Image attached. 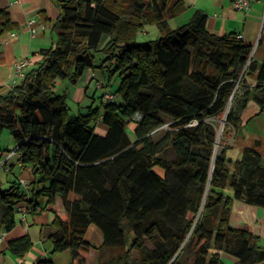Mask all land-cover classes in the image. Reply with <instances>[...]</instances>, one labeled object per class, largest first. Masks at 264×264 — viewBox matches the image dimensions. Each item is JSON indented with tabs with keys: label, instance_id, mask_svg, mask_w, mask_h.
Segmentation results:
<instances>
[{
	"label": "trees",
	"instance_id": "1",
	"mask_svg": "<svg viewBox=\"0 0 264 264\" xmlns=\"http://www.w3.org/2000/svg\"><path fill=\"white\" fill-rule=\"evenodd\" d=\"M52 1L60 13L51 46L18 84L0 93V140L7 130L33 174L27 191L17 181L0 189L7 249L23 258L33 247L15 206L35 211L61 199L67 217L52 209L54 230L47 239L53 253H71V264H87L85 253L96 248L85 239L92 224L109 252L99 264H222V250L238 258L235 264L263 260L257 236L229 225L235 199L264 207L259 151L245 149L234 171L227 157L240 92L244 102L264 107V62L250 59L253 46L236 33L209 31L201 9L172 28L168 19L187 9L185 0ZM148 23H156L161 36L137 41ZM15 27L0 9V36ZM97 52L105 56L100 67L109 62L108 82L119 78L117 98L72 118L57 81L78 84L97 67ZM248 75L255 76L252 87L245 84ZM222 118L225 141L214 157V120ZM97 121L108 127L105 135L96 132ZM129 121L135 122V141L126 131ZM168 150L172 161L163 156Z\"/></svg>",
	"mask_w": 264,
	"mask_h": 264
},
{
	"label": "crops",
	"instance_id": "2",
	"mask_svg": "<svg viewBox=\"0 0 264 264\" xmlns=\"http://www.w3.org/2000/svg\"><path fill=\"white\" fill-rule=\"evenodd\" d=\"M186 2L188 4L186 13H189L187 14L189 19L194 9L205 11L208 16L206 26L209 31L219 35L241 34L242 39L253 46L252 59L258 65L264 62V0H249L250 5L247 10H237L233 4L234 0H186ZM0 9H7L12 20L16 23L15 28L0 36V93H5L12 87V81L15 77V62L28 57L30 65L27 71H29L36 67L41 60V51L51 46L53 42L51 28L60 12L52 0H0ZM32 17L44 21L47 24V29L34 36L31 35L26 22ZM10 33H15V37H11ZM102 74L104 75L103 71ZM95 78L97 84L100 83L103 87L97 70L88 69L82 79L83 81L77 84L70 96L68 95L73 102L77 103L79 107L85 108L86 111L90 107L102 109L104 102H106L103 99V94L108 91L106 88H104L97 105L94 101L96 95L93 94L91 97L88 95L89 84ZM116 83L118 87L120 83L118 77ZM57 84L61 85L62 82L57 81ZM245 84L249 87L254 86L256 84L255 76H246ZM69 88L67 87L68 90ZM240 93L242 95V91ZM241 95L238 98L235 110V115L238 118L237 129L232 137L227 140V157L233 171L235 162L242 158L247 148H255L259 151L261 165L264 167V107L252 99L244 102V97ZM90 98H93L92 103L88 102ZM134 127L135 122L129 121L126 131L131 141L136 140ZM107 131L108 127L105 124L101 121L96 122L97 133L105 135ZM7 133L10 135L9 132ZM9 141L11 143L6 147H3L0 141L1 153L16 147L11 135ZM8 166L9 171H2L0 174V189L9 188L14 181L18 183V178L22 177L21 174H28L30 181H32L33 174L30 167L25 166L23 172H21L18 156L10 159ZM160 171L158 172L162 174L163 171ZM225 193L232 196L233 190L226 189ZM69 197L72 200L79 198L75 194H71ZM52 209L62 218L67 217L61 199H57L55 205L45 209L29 211L23 219L16 215V219L27 227L33 247L23 258H16L7 249L5 242L2 241L0 244V264H38L41 261H51L53 264L72 263V256L69 251L53 253L52 243L47 239V235L54 230L52 226L54 219ZM229 225L257 236V245L261 250H264V207L235 199L230 213ZM3 233L4 228L0 225V235H3ZM85 239L91 243L94 242L93 240L101 241V244L97 245L99 247L90 248L85 253L87 264H90V255L94 256L93 264L108 260V250L101 248L104 242L103 233L96 225L89 226ZM220 259L222 264H235L238 261L235 255L223 250L220 252ZM257 264H264V259L257 262Z\"/></svg>",
	"mask_w": 264,
	"mask_h": 264
},
{
	"label": "rangeland",
	"instance_id": "3",
	"mask_svg": "<svg viewBox=\"0 0 264 264\" xmlns=\"http://www.w3.org/2000/svg\"><path fill=\"white\" fill-rule=\"evenodd\" d=\"M185 3H186V6H187V9H188V4L185 0ZM187 9L183 12H181L180 14L172 17V18H169L168 19V23L169 25L172 27V28H178L186 23H188L191 19V17L193 16L194 12L196 9H194L193 13H192V16L190 17L189 19V13H186L187 12ZM193 10V9H192ZM191 12V11H190ZM205 12V11H204ZM161 36V31H160V28L159 26L156 24V23H148V24H144L143 28L137 33V36H136V40L137 41H148V40H154V39H157ZM108 40V37L105 36L101 42V47H103L106 42ZM105 60V56L103 53H100V52H97L95 54V58H94V63L95 65L97 66L95 69L97 70L98 72V77L99 79L101 80V82L103 83V87H97L96 84H97V79L95 78L94 80H91L90 84H89V88L87 89L88 91V95L91 97L93 94L96 95V99L94 100L95 101V105L99 104V99H100V96L101 94L103 93L104 91V88L108 89V91H115L116 87H117V83H116V79H117V76H114L110 83L108 82V79H109V71H108V68L107 66L109 65V62H107L106 64V67H100L103 63V61ZM87 71V70H86ZM85 71V72H86ZM102 71L104 73V75L102 74ZM85 76V73L83 74L82 78L80 79V81H83V77ZM79 81V82H80ZM59 82H62L61 85H58L56 84V91L58 93H66L67 95H71L72 91L76 88L77 84L76 85H72L70 84L69 82L67 81H59ZM78 82V84H79ZM240 86V84H239ZM238 86V88H239ZM67 87H70L69 90L67 89ZM237 88V89H238ZM67 97V104L69 106V114H70V117H76L80 114H84L86 113V109L83 108V107H79L77 103L73 102L71 100L70 97ZM93 101V98H90L88 99V102L89 103H92ZM231 104L232 102L228 105L227 107V112L228 110L230 109L231 107ZM137 119V118H136ZM214 122L217 124L218 126V134H217V140H216V144H215V147H214V157H216L218 155V153L220 152V150L222 149V145L221 143L225 141L224 139V126L225 124H223V118L219 121H215ZM8 131H4L2 136H1V145L3 147H6L7 145H9L11 142L9 141V134L7 133ZM164 157H166L168 160H173L175 158V155H174V152L172 150H168L165 152V154L163 155ZM160 171V170H158ZM161 172V171H160ZM23 178L27 179V180H30V178L28 177V174H21ZM190 216V215H188ZM94 242L93 245L95 247H99L97 246L99 243L101 244V241L98 242L97 240H93ZM99 244V245H100ZM146 244L149 246V247H152L151 243L146 239ZM59 253V252H58ZM86 255V254H85ZM134 257H137V254L136 252L134 253ZM93 258L94 256L90 255V264H93L92 261H93Z\"/></svg>",
	"mask_w": 264,
	"mask_h": 264
},
{
	"label": "built area",
	"instance_id": "4",
	"mask_svg": "<svg viewBox=\"0 0 264 264\" xmlns=\"http://www.w3.org/2000/svg\"><path fill=\"white\" fill-rule=\"evenodd\" d=\"M14 1H17V0H14ZM233 4L237 10H247L249 8L250 2L249 0H234ZM26 25L31 35L33 36L47 29V24L44 21L38 20L36 17L30 18L26 22ZM15 35H16L15 33H10L11 37H15ZM238 37L242 38V35L238 34ZM252 57H253V50L251 52L250 59ZM29 65H30V59L28 57L20 59L15 62L14 64L15 77L12 81V87L18 84L20 80H22L26 76ZM96 86L101 87L102 84L99 83V84H96ZM238 86L239 84L237 85V88ZM116 98H117V94L114 91H106L103 94V99L105 101H112V100H115ZM136 118L140 119L141 118L140 114H137ZM14 156H18V160L21 157V152L18 151L17 147L1 153L0 155V174L2 171H9L8 162ZM20 165H21V172H23L25 166L21 163V161H20ZM18 182L20 186L23 188V190H26V191L29 190V187L31 184L30 180L20 177L18 178ZM14 209H15L16 215H18L19 218L21 219H23L25 215L29 211H31V208L27 204L17 205L14 207ZM2 241H3V235H0V244Z\"/></svg>",
	"mask_w": 264,
	"mask_h": 264
},
{
	"label": "water",
	"instance_id": "5",
	"mask_svg": "<svg viewBox=\"0 0 264 264\" xmlns=\"http://www.w3.org/2000/svg\"><path fill=\"white\" fill-rule=\"evenodd\" d=\"M232 98H233V96H231L230 101H232ZM225 123H226V120L223 119V124H225Z\"/></svg>",
	"mask_w": 264,
	"mask_h": 264
}]
</instances>
